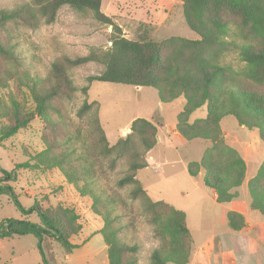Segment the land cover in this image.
<instances>
[{"label":"trees","instance_id":"16d2710c","mask_svg":"<svg viewBox=\"0 0 264 264\" xmlns=\"http://www.w3.org/2000/svg\"><path fill=\"white\" fill-rule=\"evenodd\" d=\"M101 2L31 0V3L0 9V32L11 23L32 28L37 26L40 18L45 23H52L63 5L77 11L89 10L95 19L111 26L108 47H93L85 55L74 57L62 55L51 62L45 78L33 79L24 74V86L32 107L27 108L13 95L6 102L0 100V142L25 128L36 117L43 121L45 130L52 133L56 120L51 112L60 115L55 101L72 98L76 90L69 69L94 61L104 68L98 74L87 76L88 82L152 87L161 102L184 97L183 108L177 114L176 130L186 140L203 138L210 141L199 160L187 163V172L197 176L203 171V183L216 194L217 202H229L237 197L235 188L244 179L246 165L241 154L226 142L220 122L224 116L231 115L240 126L256 129L264 144V91L254 88V85L264 86V0H182L185 23L197 38L170 36L159 40L125 37L122 27L101 10ZM230 24L235 25L236 30ZM234 37L241 38L242 42H236ZM231 50L237 51L239 60L244 63L242 68L235 69L220 62ZM0 56L13 65L18 61L1 34ZM2 74L5 78L15 76L10 70ZM88 88L84 85L81 91L86 94ZM93 103L84 100L78 108V116L88 112ZM203 105L206 106L205 117L190 122V114ZM89 121L93 133H96V152L103 156L116 152L126 159L128 171L116 184H132L131 198L143 200L147 220L154 226V236L164 240L153 248L148 264H187L191 239L185 212L163 199L152 200L136 177L137 171L147 166L146 153L160 140L157 125L147 118L136 117L130 123V132L109 145L98 117L94 115ZM43 139L45 148L42 151L16 163L10 170L0 166V195H8L23 215L36 212L39 222L26 218H3L0 220V238L33 234L39 241L43 264H49L40 246L43 238H54L67 252L79 246L69 240L81 229L78 213L73 207L58 204L49 209L35 203L25 207L12 184L18 180L20 170L56 167L81 195L92 198V211L103 216L104 223L98 232L107 246L108 264H136L134 253L137 246L120 239L119 230L113 225L107 210L101 212L98 209L97 205L102 202L90 184L85 181L78 185L79 180L91 176V166L81 167L69 150L58 152L54 141L45 136ZM247 186L250 208L264 217V159ZM226 219L232 230H240L245 225L244 216L234 210L227 211Z\"/></svg>","mask_w":264,"mask_h":264},{"label":"rangeland","instance_id":"374dc122","mask_svg":"<svg viewBox=\"0 0 264 264\" xmlns=\"http://www.w3.org/2000/svg\"><path fill=\"white\" fill-rule=\"evenodd\" d=\"M22 3H31V0H0V9L13 8ZM181 3V0H102L101 10L120 25L125 37L130 39L144 37L159 40L170 36L197 38V34L185 23ZM230 25L236 30L235 25ZM110 30L111 26L95 19L91 11H77L68 5L59 8L52 23H45L40 18L35 28L23 24L7 25L0 34L12 47L18 61L13 65L0 56V100L6 102L13 95L27 108H31L32 102L24 86V74L33 79L45 78L51 62L62 55L74 57L85 55L93 47H108ZM234 39L242 42L239 37ZM220 62L230 64L235 69L244 65L236 50L226 52ZM103 68L101 63L94 61L71 67L69 76L76 90L72 98L55 101L60 115L51 112L56 120L53 132L48 133L43 121L36 117L25 128L0 142V166L10 170L16 163L42 151L45 148L43 136L54 141L56 151L69 150L77 157L81 167L85 165L92 168L91 176L79 180L78 185L85 181L90 184L102 202L97 205L98 209L101 212L107 210L113 225L119 230L120 239L128 245L137 246L134 253L136 264H148L151 251L164 240L154 236V226L147 220L143 200L131 198L132 184H116L128 171L126 159L116 152L108 156L96 152V133H93L89 121L94 115L98 117L106 139L112 145L130 132L129 126L134 118H147L157 125L161 140L151 148L149 164L139 169L136 177L152 200L163 199L185 212L191 231V253L192 238L198 244L211 230L218 234L227 228L226 224L220 225L218 221L213 223L220 206L211 200L212 191L203 183L204 172L191 176L186 168L189 161L201 158L210 141L177 137L180 139L178 141L173 138L177 114L183 108L184 97L161 102L152 87L136 89L130 84L87 81V76L98 74ZM6 70L13 71L15 76L5 78L2 73ZM84 85L89 87L86 94L81 91ZM254 88L264 91V86L254 85ZM84 100L94 103L88 112L78 116V108ZM205 115L206 106L203 105L190 114L189 121ZM221 127L229 133L228 142L242 153L246 142L252 144L250 152L254 149L255 158L247 159L245 178L236 190L238 203L249 206L247 182L264 159V144L261 139L258 143L254 142L247 134L248 128H238L231 115L222 119ZM236 135L238 140L234 142ZM19 174L18 180L12 184L23 206L30 207L35 203L42 208L53 209L61 204L73 207L78 213L81 229L71 235L69 240L79 246L67 252L54 238H43L40 246L48 263L108 264L107 246L98 232L104 223L103 216L92 211V198L81 195L56 167L20 170ZM6 217L39 222L36 212L21 214L8 195L1 194L0 220ZM86 238H89L88 241L83 243ZM38 244L33 234L0 238V264H43ZM222 250L221 245H218V257H212L207 264H224Z\"/></svg>","mask_w":264,"mask_h":264},{"label":"crops","instance_id":"0c3cea01","mask_svg":"<svg viewBox=\"0 0 264 264\" xmlns=\"http://www.w3.org/2000/svg\"><path fill=\"white\" fill-rule=\"evenodd\" d=\"M181 7H182V3H181ZM135 88L140 89L141 87L135 86ZM221 122H220V126H221ZM238 128H246V127L240 126L238 124ZM221 129L226 137V140L229 139V133L226 132L222 127ZM247 134L249 137H251L254 140V142L256 143L259 142L260 138L257 130L254 131L253 129H248ZM172 136L175 139H177V137L180 139L183 138L176 129L173 131ZM180 139L177 140L180 141ZM160 140H161V136H160ZM169 140H171V138ZM237 140L238 139L236 135L233 141L237 142ZM229 145L237 149L232 144L229 143ZM251 147H252L251 142H246L244 144L243 153L239 149H237V151L243 157L245 161V165H247V159L253 160L255 158V155L253 153L254 149H252L251 152L249 151ZM150 152L151 149L147 152V156H146L147 164H149V160H151ZM259 166L260 165H258L257 167L259 168ZM245 173H246V169H245ZM237 188L235 190H237ZM237 197L233 198L229 202L219 203L216 201V194L212 191L211 200L215 204H218V206H220V212L218 215H215L213 217L214 218L213 223L218 221L220 225L226 224L227 228L225 231L218 234L215 233L214 230H211L209 235H207V237L201 243L198 244L195 243L192 238L193 248L191 250L187 264H207V261H209L212 257L215 258L218 257V254L216 253V249H218V245H221L223 249L222 254L225 260L224 264H264V217L257 210L251 209L250 204L249 206L240 205L238 203ZM229 210L237 211L244 216L245 225L240 230H232L228 226L226 213ZM186 219H187V215H186ZM187 226L190 231L188 222H187ZM95 234H99V233L96 232ZM88 239L89 238H86L83 243L87 242Z\"/></svg>","mask_w":264,"mask_h":264}]
</instances>
